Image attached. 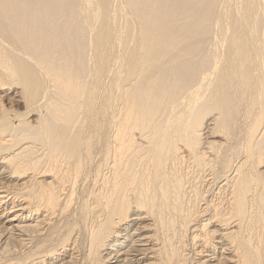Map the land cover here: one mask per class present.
I'll return each instance as SVG.
<instances>
[{
    "label": "bare ground",
    "instance_id": "obj_1",
    "mask_svg": "<svg viewBox=\"0 0 264 264\" xmlns=\"http://www.w3.org/2000/svg\"><path fill=\"white\" fill-rule=\"evenodd\" d=\"M0 264H264V0H0Z\"/></svg>",
    "mask_w": 264,
    "mask_h": 264
}]
</instances>
